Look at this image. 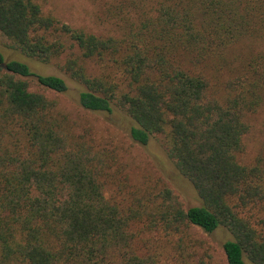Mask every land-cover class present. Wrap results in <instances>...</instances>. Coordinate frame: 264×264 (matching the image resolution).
I'll list each match as a JSON object with an SVG mask.
<instances>
[{"label": "trees", "instance_id": "1", "mask_svg": "<svg viewBox=\"0 0 264 264\" xmlns=\"http://www.w3.org/2000/svg\"><path fill=\"white\" fill-rule=\"evenodd\" d=\"M40 1L0 0L5 47L83 86L84 110L124 114L133 142L163 136L202 205L134 183L119 148L46 95L64 77L0 52V264H192L194 229L230 234L227 264H264V150L241 160L264 106V0H109V34Z\"/></svg>", "mask_w": 264, "mask_h": 264}, {"label": "rangeland", "instance_id": "2", "mask_svg": "<svg viewBox=\"0 0 264 264\" xmlns=\"http://www.w3.org/2000/svg\"><path fill=\"white\" fill-rule=\"evenodd\" d=\"M40 2L46 14H52L73 27L84 28L95 34L114 33L113 27L107 25L103 19L109 0H41ZM6 43L7 40L0 34V52L6 61L16 57L23 63L27 62L35 73L46 76H62L67 80L68 90L65 93L45 92L46 95L58 101L59 110L70 116L78 131L90 128L100 143L112 147L117 146L128 165V171L134 183L154 185L159 183L158 181L162 178L180 197L186 209L202 205L192 183L179 173L168 157L163 136H157L148 146L133 142L127 134L131 123L124 114L115 111L114 114L107 115L84 110L79 105V95L83 86L73 82L67 76L65 77L57 66L44 65L29 60L20 53L7 49ZM243 49H238L237 53L248 54L250 52L248 46ZM29 81L33 91L44 92L39 87L36 78H30ZM251 125V132L245 138L246 151L241 156L243 163L252 162L264 150V106L252 116ZM192 235L197 239L204 240L206 244L204 248L198 246L189 249V252L197 251L195 257L188 258L190 263L200 264L203 259V262L207 264H227L223 245L230 239V234L226 230L219 229L212 234H207L199 229H194ZM170 260L169 264H175L172 258Z\"/></svg>", "mask_w": 264, "mask_h": 264}]
</instances>
